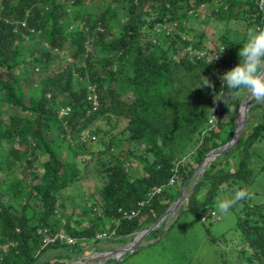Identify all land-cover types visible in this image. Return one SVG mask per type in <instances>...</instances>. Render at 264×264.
I'll return each instance as SVG.
<instances>
[{
    "label": "trees",
    "instance_id": "trees-1",
    "mask_svg": "<svg viewBox=\"0 0 264 264\" xmlns=\"http://www.w3.org/2000/svg\"><path fill=\"white\" fill-rule=\"evenodd\" d=\"M93 1L0 0V104L28 114L0 112V264H40L51 249L80 252L103 231L128 240L153 225L206 154L234 134L244 92L230 99L220 77L238 63L248 31L264 29V0L261 7L260 0H100L91 6ZM204 8L211 11L203 26L214 21L241 27L240 39L220 34L215 58L200 56L204 30L187 26ZM172 26L192 42L167 29ZM37 36L44 44L38 54L32 44L23 48ZM183 48L188 51L180 54ZM64 50H70L72 62L50 71L57 51ZM35 70L43 76L24 98L23 84ZM206 77L211 87H196ZM88 87L98 101L90 113ZM255 102L250 101L251 112ZM261 104L258 118L245 125L236 143L206 164L172 222L145 235L152 239L147 245L162 239L183 214L201 224L218 221L212 208L218 193L243 191L247 195L230 208L241 203L234 229L250 252L238 254L245 264H264V204L253 202L248 191L255 176L253 147L264 139ZM120 122V133L142 144V154L116 151L112 131ZM92 136L102 148L97 155L91 152ZM63 142L70 158L59 155ZM79 157H95L101 186L98 201L84 205L82 217L71 222L60 211L65 206L60 196L81 177ZM131 158L141 163L138 175L129 168ZM61 229L75 244L56 240L42 246L44 237Z\"/></svg>",
    "mask_w": 264,
    "mask_h": 264
},
{
    "label": "rangeland",
    "instance_id": "rangeland-1",
    "mask_svg": "<svg viewBox=\"0 0 264 264\" xmlns=\"http://www.w3.org/2000/svg\"><path fill=\"white\" fill-rule=\"evenodd\" d=\"M99 4L100 0H94L91 6H96ZM210 11L211 8L202 9L201 12H199V17H191V20L187 23V26L194 27L198 30H204L206 38L204 44L202 45L203 50L201 51L202 53L200 56H202V54L205 55L206 53L209 54V58H215L217 55L215 48L219 42L220 34L227 32L229 37L237 40L240 39L238 38V34L241 33V27L239 23L233 22L230 24H225L223 22L214 21H210L208 24L203 26L201 22L207 15L210 14ZM175 28L176 27L173 26L167 27L168 30H176L177 32L178 29ZM177 33L181 35L180 37L183 40L192 42V40L189 37H186V35H183L180 32ZM29 44H32L33 52L35 54H38L41 44L44 45L42 41H40L39 36H37L31 42L26 41L23 45V48L25 49ZM185 51H188V48H183L179 52L182 54ZM70 54V50L57 51L56 60L50 66V71L60 70L66 66V63H71L72 58ZM173 56L175 57V54ZM239 60L240 57L237 60L238 63ZM42 76L43 74L41 72L36 71L35 74L30 77L28 83L23 84L24 98H27L32 90L31 88L35 86V83ZM76 77L77 76H75V78ZM78 79L80 81V78ZM248 98L249 97L247 94L244 93L235 109V111L239 109L238 111L242 112L241 115L242 119L244 120L243 128L248 123L254 122L258 118V115L263 108V104H257L255 102L254 104L256 105V108L251 112L250 99L248 108L245 111L246 100ZM0 112L3 117L9 116L10 114H18L28 117L27 113L17 109H10L4 103L0 104ZM240 112H238L239 116ZM117 126L118 128L113 129L112 131V133L117 135V137L114 139L116 151L125 153L131 151L135 152V154H142L144 151V146L142 144L130 140L128 136L129 134L127 132L120 133L124 126V122L118 123ZM54 137L58 138L56 133ZM90 141L92 142L90 145L91 152L97 155L98 151L102 149L100 143L98 140H92V138H90ZM59 155L62 159L70 158V153L67 150L66 142L61 143ZM76 163L81 173V177L77 181L73 182L70 187L67 188L60 196V201L65 204L64 209L60 211L63 212L65 216H68L71 222H74L79 217H82V210L85 207L84 205L89 206L98 201L99 197L97 195V191L101 186V177L97 172V163L95 161V157H79L76 159ZM262 165H264V139L261 142L256 143L253 147L251 167L255 173V176L252 183L248 186L249 198L255 203L264 204V171L260 172V167ZM36 166L41 171L40 164H36ZM129 168L135 174H140V161L136 160L135 158H131ZM196 175L197 174L192 176L187 185L184 187L182 195L184 200L173 213L167 215L163 220L165 221L166 227L175 218V215H177L179 212L180 206H185V198L193 187ZM179 185L180 183L177 182L173 185V188L175 189ZM181 186L179 187V193ZM218 199L234 200L235 198L234 194L229 190H222L218 193L212 206L214 212L217 214V216H219L218 218H220L218 221L216 220L215 222L209 224H201L193 217V215L183 214L162 239L150 245L147 244L152 242V239L147 240L145 239V236L140 237V235H142L141 233L144 230L152 227V225L146 229L134 233L128 240L125 241H119L117 237L112 234V231H103V233L106 234V237L98 238L97 235L100 234L98 233L96 235L98 241L81 247L80 252H66L63 249H51L40 257L39 262L40 264H45L44 262L46 261L53 262L54 260H58L59 262H64L65 264H71L72 262H81L87 264H222L221 259H224L228 264H245L241 256H239L238 251L242 249L247 250V252L250 251L247 249L246 245L241 242L238 232L234 229L235 211L241 207V203H237L234 208H229L225 213H220L217 208ZM57 216L60 217V213H57ZM61 217L63 219V216ZM162 222H160L159 225H157L155 228H152L151 230L160 227ZM83 225H86V222H84ZM206 227H208V231H206ZM148 233L149 231L146 234ZM136 238L139 240L132 246L134 249H136L135 252H126L122 255L118 254L117 256L119 250L129 246L131 242L136 240ZM210 238H213L214 240H211ZM140 246L142 247L139 248Z\"/></svg>",
    "mask_w": 264,
    "mask_h": 264
},
{
    "label": "clouds",
    "instance_id": "clouds-1",
    "mask_svg": "<svg viewBox=\"0 0 264 264\" xmlns=\"http://www.w3.org/2000/svg\"><path fill=\"white\" fill-rule=\"evenodd\" d=\"M241 45L237 53L240 57L239 63L224 72L220 77L221 85L227 89L230 99L244 92L250 99L260 104L264 102V74H262L264 73V29H250ZM205 86L211 87V81L207 77L200 80L196 87ZM216 99L227 104L223 99ZM246 195L247 193L238 191L234 193V200L218 199V211L227 212L236 200H241Z\"/></svg>",
    "mask_w": 264,
    "mask_h": 264
},
{
    "label": "water",
    "instance_id": "water-1",
    "mask_svg": "<svg viewBox=\"0 0 264 264\" xmlns=\"http://www.w3.org/2000/svg\"><path fill=\"white\" fill-rule=\"evenodd\" d=\"M249 101H250V98H248L246 100V108H245V111L248 108ZM243 122H244V120H242L241 126L238 127V125H237V111H236L235 112V118H234L235 129H234V134H233L232 138L222 148H220L219 150H217V151H210L209 153L206 154V156L203 158L202 162L199 164V166L197 167V169L192 174V176H194L195 174H197L196 175V178H195V181H194V184H193V187H194L195 183L197 182V180L199 179V177L201 176L202 172L204 171V169L206 167V164L207 163H204L205 160H206V158L207 157H211L210 158V161H212L217 156L223 154L226 150H228L231 146H233L236 143V141L238 140V138H239V136H240V134H241V132L243 130ZM189 180H190V178H189ZM185 184H186V182L182 184L181 189H180V193H179L178 197L176 198V200L167 208V210L164 212V214L152 225V227L148 228L147 230H144L141 233L142 235L139 234L140 237H142L144 234H146L152 228H155L157 225H159V223L162 222L167 215L173 213L178 208V204L182 200V195H183V190H184ZM193 187H192V189H193ZM192 189H191V191H192ZM191 191L188 193L187 197L185 198L186 200L188 199ZM138 240H134L133 242L130 243L129 246H127V247L122 248L121 250H119V253L118 254H124L126 252H133L135 249L132 246ZM114 259H116V258H114Z\"/></svg>",
    "mask_w": 264,
    "mask_h": 264
},
{
    "label": "built area",
    "instance_id": "built-area-1",
    "mask_svg": "<svg viewBox=\"0 0 264 264\" xmlns=\"http://www.w3.org/2000/svg\"><path fill=\"white\" fill-rule=\"evenodd\" d=\"M262 3H263V0H260L259 1V7L262 6ZM21 25L24 26V23H21ZM88 90L89 91H88V95H87V100L90 102L91 108H92L91 110H88V113H90L91 111H95L98 108V101H97L96 94L94 93L92 87H89ZM67 112H68V109L67 108L66 109H61L60 110V115H65V114H67ZM215 120H216V116L214 118H212L210 122L215 121ZM91 138H92V140L95 139L93 136ZM172 183H173V180L171 179L170 182H169V184H172ZM158 191H159L158 189H155V192H158ZM213 215L214 214L211 212L210 213V216H213ZM206 216H209V214L206 213L204 217H201V221H204ZM112 234H113V232H112ZM97 237L98 238L99 237L100 238H104V237H106V234L102 232L99 235H97ZM56 240L62 241V242H64L67 245H73V244H75V240L72 237L68 236L61 229V230H59L57 233H55L52 236H49L48 235V236L44 237L43 238V242H42V246H45V245H47L49 243H54Z\"/></svg>",
    "mask_w": 264,
    "mask_h": 264
},
{
    "label": "bare ground",
    "instance_id": "bare-ground-1",
    "mask_svg": "<svg viewBox=\"0 0 264 264\" xmlns=\"http://www.w3.org/2000/svg\"><path fill=\"white\" fill-rule=\"evenodd\" d=\"M264 74V73H263ZM241 105V104H240ZM241 108V107H240ZM239 110V109H238ZM237 110V125H238V127H240L241 126V122H242V112H240V111H238ZM238 112H240V116H239V114H238ZM210 158L211 157H207L206 158V160H205V162L204 163H208L209 161H210ZM184 200V198H183V196H182V200H181V202ZM181 202L178 204V206L181 204ZM146 234H144L143 236H145ZM142 236V237H143ZM139 237V236H138ZM136 240H137V238H136ZM117 256H118V253H117ZM71 264H87V263H78V262H72ZM89 264H93V263H89Z\"/></svg>",
    "mask_w": 264,
    "mask_h": 264
}]
</instances>
